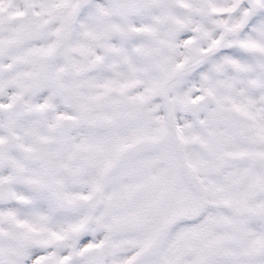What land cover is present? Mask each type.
<instances>
[{"label": "snow or ice", "instance_id": "1", "mask_svg": "<svg viewBox=\"0 0 264 264\" xmlns=\"http://www.w3.org/2000/svg\"><path fill=\"white\" fill-rule=\"evenodd\" d=\"M0 264H264V0H0Z\"/></svg>", "mask_w": 264, "mask_h": 264}]
</instances>
